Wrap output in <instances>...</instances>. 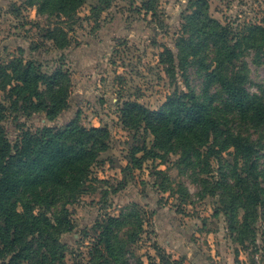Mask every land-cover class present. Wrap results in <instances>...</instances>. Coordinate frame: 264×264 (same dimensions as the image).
Instances as JSON below:
<instances>
[{"label":"trees","instance_id":"16d2710c","mask_svg":"<svg viewBox=\"0 0 264 264\" xmlns=\"http://www.w3.org/2000/svg\"><path fill=\"white\" fill-rule=\"evenodd\" d=\"M86 2L28 0L39 14L59 19L47 32L59 48L70 43L63 24L71 26ZM156 2L145 0L142 8L154 13ZM188 6L190 10L182 16L177 51L166 47L161 62L172 83H177L178 73L187 83L188 69L196 67L204 87L197 91L187 86L188 91H180L176 86L158 109L126 101L121 109L123 123L133 129L144 126L154 136L151 147L144 143L134 148L130 161L140 168L147 159L180 153L188 165L202 166L204 173L212 172V162H217L223 179L210 193L215 194L218 188L226 192L223 205L225 213L231 215L230 228L244 232L259 219L264 187L258 185L255 162L250 164L256 154L253 141L230 123L238 118L250 126L264 127V84L251 91L250 69L244 59L253 53L254 62L264 64V18L234 28L211 15L209 0H189ZM103 9L92 8L98 13ZM0 88L5 92L0 100V264H64L66 246L61 237L74 229L67 206L97 191L93 183L100 179L93 167L110 147V130L84 126L78 119L64 127L35 129L17 121L20 133L12 140L4 125L8 113L45 112L54 119L69 105L71 77L62 67L46 74L33 60L15 57L0 64ZM225 153L233 154L235 160L232 185L220 162ZM239 161L245 166L242 173L236 170ZM240 210L242 221L238 219ZM137 218L138 210L132 208L95 224V230L101 232H96L89 248L93 264H124V251L143 230L142 220ZM126 225L136 227L127 240H121L117 229ZM256 241L254 236L252 242ZM153 247L159 264L179 262L158 243ZM138 264L144 263L141 260Z\"/></svg>","mask_w":264,"mask_h":264},{"label":"rangeland","instance_id":"374dc122","mask_svg":"<svg viewBox=\"0 0 264 264\" xmlns=\"http://www.w3.org/2000/svg\"><path fill=\"white\" fill-rule=\"evenodd\" d=\"M143 1L87 0L77 10L72 25L63 24L70 43L59 48L47 37L57 17L39 14L28 0H0V64L22 57L36 62L46 74L62 67L71 77L65 110L54 119L45 112H9L4 122L8 136L14 140L20 133L17 121L35 129L44 125L64 127L73 119L87 127H107L111 134L109 149L93 167L100 179L93 183L97 191L67 206L74 229L61 237L66 246L64 264H93L89 248L96 232H101L95 230V224L132 208L138 210L137 220H142L143 230L124 251V264L141 260L144 264H159L154 243L179 261L176 264H264V207L247 231H233L231 215L224 211L226 192L218 188L215 194L210 193L223 179L217 162H212V172L204 173L202 166L188 165L180 153L147 159L140 168L130 161L134 148L144 143L151 147L154 136L144 126L133 129L123 123L124 103L138 101L158 109L176 86L180 91H188L187 86L197 91L204 87L196 67L188 69L187 83L178 73L177 84L171 82L161 62L166 47L177 51L182 16L190 10L189 0H156L154 13L142 8ZM209 3L211 15L234 28L264 18V0ZM94 6L104 9L98 13L92 10ZM244 59L250 69V89L255 91L264 84V64H256L253 53ZM4 98L0 88V100ZM230 124L253 141L256 154L250 164L255 162L258 185L264 187V127L250 126L238 118L231 119ZM220 162L230 174L228 184H234L233 154L225 153ZM244 167L239 161L237 172L242 173ZM243 215L240 210V221ZM135 227L122 226L117 229L118 236L127 240ZM254 236L256 243L252 242Z\"/></svg>","mask_w":264,"mask_h":264}]
</instances>
